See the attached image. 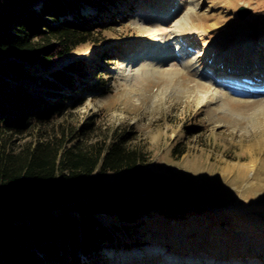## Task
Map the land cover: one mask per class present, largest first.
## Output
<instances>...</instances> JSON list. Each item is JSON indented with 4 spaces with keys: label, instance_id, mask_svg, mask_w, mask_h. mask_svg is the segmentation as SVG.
Here are the masks:
<instances>
[{
    "label": "rangeland",
    "instance_id": "obj_1",
    "mask_svg": "<svg viewBox=\"0 0 264 264\" xmlns=\"http://www.w3.org/2000/svg\"><path fill=\"white\" fill-rule=\"evenodd\" d=\"M240 7L247 10L243 19L237 15ZM81 12L94 14L87 6ZM95 14L93 24L102 25L97 46H81L72 55L93 58L97 67L91 88L80 95L85 99L71 111L73 121L132 127L150 163L133 172L106 173L100 181L162 209H152L134 224L97 215L108 239L91 263L186 264L188 259L181 263L186 256H195L189 264L202 259L226 264L232 255L245 264L264 261V95L251 101L222 96L193 69L173 82L162 74L125 79L121 72L141 63L158 40L161 49L167 41L174 47L170 29L185 14L178 35L199 65L213 70L216 62L230 67L244 59L264 61V0H115ZM161 15L169 17L165 25L156 22ZM168 66L178 63L171 60ZM259 68L264 73V67H250L238 76L264 85L255 82L264 83ZM175 146L185 149L181 157L172 156ZM242 164H254V170L242 176ZM194 244L202 250H193Z\"/></svg>",
    "mask_w": 264,
    "mask_h": 264
},
{
    "label": "trees",
    "instance_id": "obj_2",
    "mask_svg": "<svg viewBox=\"0 0 264 264\" xmlns=\"http://www.w3.org/2000/svg\"><path fill=\"white\" fill-rule=\"evenodd\" d=\"M114 3L0 0V264H92L108 239L97 215L134 224L162 209L100 181L150 163L132 127L72 118L97 72L93 58L72 55L97 46L95 13ZM85 6L94 14L83 15Z\"/></svg>",
    "mask_w": 264,
    "mask_h": 264
},
{
    "label": "bare ground",
    "instance_id": "obj_3",
    "mask_svg": "<svg viewBox=\"0 0 264 264\" xmlns=\"http://www.w3.org/2000/svg\"><path fill=\"white\" fill-rule=\"evenodd\" d=\"M167 19H169L168 15H161L156 19V22L158 24L165 25ZM185 19L187 20V14H185L180 20L174 22L170 29L171 34L174 36V39H176V41H174V47H169V43L167 41L164 44L165 47L161 49V43L158 40L154 48L147 49L146 54L141 59V63H130L127 70L125 68L122 69L121 72L123 73L124 78H144L162 74L173 82L175 78L182 73V71H185L186 69H193V71L196 70L195 75L198 76L201 81L204 83L213 84L215 87L220 88L223 91L222 96L225 94H231L236 98L249 101L261 96L262 94L257 95L256 92H264V85H252L250 81L242 80L238 75L240 72L243 70L245 71L250 67H264V61L261 60L258 62V64H256L253 60L244 59L243 61L234 63L230 67H222L220 63L216 62L214 63L213 70L206 66L199 65L194 54L191 53L187 44H185L182 40L183 38L178 35V27L180 26V22L181 20ZM251 47L252 46L250 45L248 49H251ZM171 60H176L178 66L173 68L172 66L171 68L168 66L169 69H165L166 64H168ZM219 71H223L225 74L220 75ZM253 170L254 164H252V166L251 164H242L239 167V173L242 176L246 173L252 172ZM192 249L195 251L202 250L200 244H194ZM161 251H163V249H161ZM221 255L222 254L217 255V258L221 257ZM246 256L250 257L252 256V253L248 252ZM185 258L181 263L185 262L188 258H190L191 261V259H195L196 257L186 256ZM227 260L228 261L226 264H229V262L233 260L236 263L242 261V263L245 264L241 256L238 255L229 256ZM198 261H201V264H205L207 260L202 259ZM258 264H264V261H260Z\"/></svg>",
    "mask_w": 264,
    "mask_h": 264
},
{
    "label": "water",
    "instance_id": "obj_4",
    "mask_svg": "<svg viewBox=\"0 0 264 264\" xmlns=\"http://www.w3.org/2000/svg\"><path fill=\"white\" fill-rule=\"evenodd\" d=\"M246 11H247V10H246L244 7H240V8H238V10H237V15H238V17H239L240 19H243L244 16H245Z\"/></svg>",
    "mask_w": 264,
    "mask_h": 264
}]
</instances>
